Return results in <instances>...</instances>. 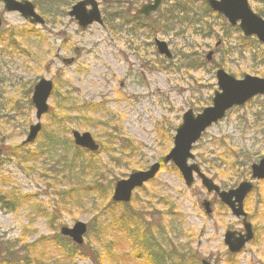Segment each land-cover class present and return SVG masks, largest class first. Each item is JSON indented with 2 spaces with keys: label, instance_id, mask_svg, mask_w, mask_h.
<instances>
[{
  "label": "rangeland",
  "instance_id": "rangeland-1",
  "mask_svg": "<svg viewBox=\"0 0 264 264\" xmlns=\"http://www.w3.org/2000/svg\"><path fill=\"white\" fill-rule=\"evenodd\" d=\"M79 1L32 0L44 23H31L6 11L0 0V188L24 198L19 206L9 204L16 212L0 207V241L16 239L25 229L31 241L83 222L85 243L94 216L114 220L101 213L112 202L115 182L160 161L157 175L134 192L128 210L149 225L167 264H201L203 258L213 264H264V179L251 177V164L264 156V96L233 107L208 127L190 160L224 189L254 183L244 201L254 237L240 252L229 251L224 234L244 232L241 219L207 192L199 177L189 187L178 168L164 162L183 114L212 104L218 68L237 79L264 78V44L245 37L220 14L204 16L207 0H164L149 16L137 14L147 0H96L102 23L86 28L68 15ZM248 1L264 18V0ZM177 9L187 10L186 22L173 20ZM156 39L168 43L172 57L158 52ZM41 78L54 84L50 108L38 137L24 143L37 122L32 94ZM61 105L73 107L68 122L61 120ZM75 130L89 132L100 146L84 154L91 171L82 184L90 192H78L76 204L53 219L60 193L76 185L68 162L76 149ZM22 149L37 151L27 162L32 169L16 160ZM204 199L212 204L210 215L201 205ZM113 207L117 215L124 211L123 204ZM136 254L135 262L124 264H150Z\"/></svg>",
  "mask_w": 264,
  "mask_h": 264
},
{
  "label": "water",
  "instance_id": "water-1",
  "mask_svg": "<svg viewBox=\"0 0 264 264\" xmlns=\"http://www.w3.org/2000/svg\"><path fill=\"white\" fill-rule=\"evenodd\" d=\"M7 11H17L25 19L32 23H44L38 15L34 4L30 0H2ZM162 0H153L144 4L139 10V14L149 15L156 11ZM209 5L218 11L229 21L231 25H239L245 36L255 35L264 44V18L254 12L248 0H208ZM91 9L87 10V6ZM70 16H73L78 24L86 27L93 22L102 23L100 10L96 0H82L73 5ZM158 52L172 57V53L166 41L156 39ZM212 53L208 54L210 59ZM218 89L212 98V104L203 108L201 112L195 114L192 109L187 110L183 115L182 123L177 127L174 135L173 147L165 156L164 161H172L179 169L187 186H191L195 179V173L201 178L202 183L209 192L216 191L221 200L226 203L237 217L244 216V226L246 233L227 231L225 242L231 252H239L244 245L253 238L252 226L246 221V212L243 200L252 190L253 184L249 181H242L234 189L220 190L212 179L208 178L196 163H189L194 159L192 153L193 144L201 137L202 133L213 123L222 119L226 111L236 105H243L248 100L257 95H264V78L252 75H245L242 79H237L226 70L220 68L216 71ZM53 90V82L42 78L34 87L32 103L36 109L37 122L29 128V133L25 142L34 141L42 129L39 121L48 112V99ZM73 139L76 145L90 151H98L99 144L94 140L89 132L73 131ZM161 167L160 162H155L146 170L132 172L127 178L120 179L114 186L112 200L115 202H129L132 193L136 188L141 187L145 182L153 179ZM253 178H264V156L251 166ZM203 206L207 213H211V204L205 200ZM87 232V225L77 222L73 227H63L61 233L70 237L74 242L83 244V236ZM203 264H211L207 260H202Z\"/></svg>",
  "mask_w": 264,
  "mask_h": 264
},
{
  "label": "trees",
  "instance_id": "trees-1",
  "mask_svg": "<svg viewBox=\"0 0 264 264\" xmlns=\"http://www.w3.org/2000/svg\"><path fill=\"white\" fill-rule=\"evenodd\" d=\"M203 6L204 16H208L213 13L206 2L203 3ZM177 10L180 13H177L175 19H173L174 17H172V19L176 22L178 19L180 22H186L184 18L186 17V13L189 14L187 10ZM181 13L183 16L179 17L178 14ZM196 24H198V21H196ZM61 110V120L68 122L70 118L68 112H71L73 107L65 108L62 106ZM105 133L107 134L108 132ZM109 140L112 144H116L115 140ZM74 148H76L74 154L72 158H70L71 160L68 162L70 168L74 170L75 174H73L71 177L76 180V185L69 187L68 190L66 189L65 192L62 191V193H60L58 205H56V208L54 209L56 212L55 214H50L53 219L56 218V214L61 216L62 213L65 212L69 207V205L73 206L72 204H76L78 192L89 191V188L83 186L84 184H82V182L87 181L86 175L91 171V161L89 160L90 162H88L84 155L88 151L80 149L76 146H74ZM36 156L37 151L30 149L28 151H24L22 149L21 152L15 154L16 160L20 164H24V166L29 169H32L33 166L29 165L27 167V162L34 161ZM101 175L102 173H99L98 175H95V177ZM95 183L96 184H93L94 186L99 185V187H101L100 183ZM109 183L110 185H113L114 180H110ZM103 188L106 191L107 187L103 186ZM23 201L24 198L20 197V195H15L13 190L6 192L3 187L0 188V207H3L6 210L8 209L7 211L16 212L17 208H10L9 204L19 206V204ZM116 204H123L124 211L123 213H120V215H117L114 211L113 205ZM107 207L110 208L107 210ZM103 209L105 210L102 211L101 216L110 213L114 216V220L111 221L104 218L100 219L98 216H94L89 223L90 231L87 233L88 238L91 237V239L85 242L83 245H77L70 238L61 236V234L55 230L51 235L39 236L38 238L29 241L27 229H25L23 231L25 234H21L16 239L5 242L0 241L1 263L80 264L78 260L85 258L89 261V264H124L128 263V261L135 262L137 256H140L136 254L138 253L142 255L143 261H146L150 264H167L165 261V253L160 248L155 247L152 239L150 238L153 234L149 225H146L147 223H145L142 218L137 217L131 213V210H128L129 203L108 201ZM105 220L107 222H105ZM103 222L105 223L104 225ZM108 236H110V238H108ZM92 238H95L99 242L95 243V241L93 243L91 241ZM2 243L4 244L2 245ZM119 243L121 245H119ZM138 243L140 247H143L142 249L135 248ZM122 248H125L126 251ZM119 252L122 253L123 257H121ZM3 254H5V256ZM119 255L120 257H118Z\"/></svg>",
  "mask_w": 264,
  "mask_h": 264
},
{
  "label": "flooded vegetation",
  "instance_id": "flooded-vegetation-1",
  "mask_svg": "<svg viewBox=\"0 0 264 264\" xmlns=\"http://www.w3.org/2000/svg\"><path fill=\"white\" fill-rule=\"evenodd\" d=\"M255 187V186H254ZM136 191V190H135ZM134 191V192H135ZM244 209H245V206H244ZM205 211V210H204ZM205 213L207 214V215H210V214H212V213H207L206 211H205ZM246 213H247V211H246ZM247 219H248V221L252 224V229H253V223L249 220V217H248V213H247ZM241 221H242V219H241ZM254 231V230H253ZM224 236H225V234H224Z\"/></svg>",
  "mask_w": 264,
  "mask_h": 264
}]
</instances>
